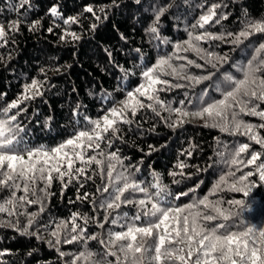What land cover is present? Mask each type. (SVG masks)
Segmentation results:
<instances>
[{"label":"trees","instance_id":"1","mask_svg":"<svg viewBox=\"0 0 264 264\" xmlns=\"http://www.w3.org/2000/svg\"><path fill=\"white\" fill-rule=\"evenodd\" d=\"M118 2H121L120 8L105 7V12H101L100 8L110 4L111 0H31V6H25L24 9H17L16 0H0V23L4 24L5 31L8 32L7 36L0 39V109L21 98L25 94V86L30 85L33 80L40 81L43 85L41 89L43 95L24 100L20 104V108L26 111L20 112L16 122L24 128V132L20 135L24 137L28 147L50 149L69 138L74 130L91 127L84 117L94 120L104 115L113 105L118 106L127 91L134 90L143 82L139 71L154 65L162 56H172V63L178 68L183 65L182 74L199 76L212 70L210 65L206 64L207 54L214 53L229 57V64L221 68L222 72L230 64L246 65L255 54L259 43L264 42V39L258 36L250 38L252 43L245 41L240 46L229 43L228 39L193 40V44L203 49L201 53L198 54L191 49L179 52L175 50L177 43L183 44L184 41L189 40V33L195 36L204 32L217 35L238 32L241 28L242 10L246 8L254 18L264 17V0H141L143 4L141 10H138V6H135L132 0H118ZM213 3L221 5L217 9L218 17L220 14H227L228 19L221 20L219 24L213 22L205 25L204 28L193 27ZM164 4L172 6L161 17L160 39H155L145 29L151 23L153 7ZM53 5L59 6L62 18L50 14L49 9ZM89 5L93 7L96 15L100 16L99 21L92 13L85 11V7ZM68 17H76L78 23H63V19ZM13 20L20 21L19 31H9L8 25ZM34 21H39V25L32 28ZM92 24L97 25L95 30L91 29ZM49 28H52L51 32L48 31ZM66 31L75 32L79 39L73 40L70 35H65ZM120 33L127 37V41L120 38ZM165 40L168 42L165 43ZM135 48L141 49L142 59H137L140 54L134 51ZM105 49L112 53L111 62ZM175 57H186V59ZM188 61L194 63L189 64ZM197 64H203L205 68L196 67ZM116 65H139V68L135 70L136 75L122 82V90L113 91L117 84L121 83L119 79L121 74ZM57 68L59 71H56ZM230 71L236 78H241V73L235 67ZM161 79L168 80L172 84L189 83L169 75L161 76ZM213 80H216V77H213ZM211 83L205 81L195 87L158 85L164 90L159 91L157 95L165 106L178 108L183 101V107L191 112L199 107L196 96ZM217 83L220 84V91L208 88L205 101H208L209 97L218 100L222 98V91L229 90L230 85L227 82L221 80ZM105 90L110 94L107 100L102 99ZM77 102L83 105L81 108L83 115L77 118L78 125L71 118V110ZM144 102L154 103L148 100ZM154 107L156 111L145 107L134 117L129 113L128 118L131 123L118 125L120 138L108 133L105 141L100 143V148L86 150V156L97 155L98 159H102L103 157L98 155L100 151L105 155L118 151L132 179L142 187L148 188L153 195L156 191L152 187L155 183L153 173H158L163 185H167L170 192H188L187 196L172 200L173 206L183 207L205 196L212 201H220L224 208L232 207L228 204L230 200H243L245 207L242 210L234 209L239 215L226 223L235 225L232 230H241L246 226L257 228L264 226V184L258 180V186L247 197L229 190L227 185L222 186L215 195H210L211 189L221 176L229 171L235 172V177H229L231 183L242 173L250 170L243 168L242 171H237L236 166L229 163L230 154L235 148L241 143H250L252 150L262 151L261 159H264V150L246 136L230 135L219 128L205 127L204 120L198 118L189 117L181 127L171 128L165 120L170 123L176 119L175 114L165 111L159 104H154ZM261 108H264V104ZM18 111L19 109H12L8 115L16 114ZM240 118L252 124L264 122L255 116L241 114ZM259 131L261 136H264V129ZM109 138H111V147L107 144ZM150 145L156 150L153 151ZM189 152H191L190 156ZM241 158L246 160L247 155H242ZM181 162L187 165L182 170L177 166ZM137 167L139 171H136ZM76 168H84L86 175L91 179L80 176L79 179H72L71 183H68L69 178L65 176L63 183H66L67 187L64 188L57 174L53 173L51 186L47 189L50 195L46 196L40 191L45 186L42 181H37L35 196L31 191L28 194L29 199H39L41 203L22 206L17 204L16 215L13 216H9L7 212H0V252L8 253L0 256V264H70L73 257L82 251L94 253L93 259L101 261L102 264H117L116 257L107 255L106 249L99 240L107 239L109 232L126 230L121 225L132 223L131 218L137 211L136 206L121 204L119 209L112 211L108 217L109 222L104 224L103 228L99 227L105 216L104 209L99 205L109 194H101L97 192V188L104 187L107 182L106 177L104 180L101 179L99 167L94 163L88 166L75 160L74 174ZM106 171L107 161H105ZM117 171L123 169L118 165ZM181 171L183 175H179ZM172 172L178 174L170 175L169 173ZM197 185L199 187H196ZM192 188H195V192L189 191ZM111 191L112 189L109 188V192ZM11 192V188L0 187V204L11 207L6 204ZM85 193L89 194L88 199H77L78 196L83 197ZM16 195L19 197L23 192L17 191ZM125 197L139 200L144 199L145 194L125 193ZM41 205L44 208L43 212L39 211ZM200 210L210 213V210L204 209L203 205L200 206ZM29 213H38L35 217L36 223L29 231L38 229V234L42 235L41 239L22 235L11 226L18 220L19 227L23 229ZM124 213H127V216H124ZM73 214H78L75 223L87 228L85 236L97 234L96 240H78L72 244L63 242L64 235L69 233L72 227L70 221ZM81 217L88 219L86 225ZM113 217L119 218L118 223L111 222ZM143 219L142 216L141 221L136 223L141 224ZM61 221H69V223L61 234V243L55 245L50 233ZM221 222L223 221L217 220L205 223L208 227H212ZM71 234L75 235V233ZM49 240L53 242L52 245L48 243ZM152 243V240L147 241V244ZM60 252L68 255L61 257ZM77 264H85V262L81 260L77 261Z\"/></svg>","mask_w":264,"mask_h":264},{"label":"snow or ice","instance_id":"2","mask_svg":"<svg viewBox=\"0 0 264 264\" xmlns=\"http://www.w3.org/2000/svg\"><path fill=\"white\" fill-rule=\"evenodd\" d=\"M138 10L143 9L141 0H132ZM25 6H31V0H16L17 9H24ZM121 2L118 0H111V3L101 7L100 11L105 12L107 8H120ZM127 6V5H124ZM171 4H164L162 6L153 7V15L151 23L145 29L149 34H152L155 39H160V21L161 17L165 15ZM221 5L217 3L211 4L207 11L202 14L193 27L204 28L205 25L216 23L219 24L221 20H227V14H220L218 17L217 9ZM85 11L92 13L97 21L100 16L96 15L92 6H86ZM53 17L62 18L58 5H53L49 9ZM107 19V13H105ZM63 23L72 24L78 23L76 17H68L63 19ZM241 28L238 32H228L226 34H213L204 32L200 35L193 36L189 33V40L184 41L183 44L177 43L175 50L177 52L183 50L197 52L198 54L203 49L198 48L193 44V40L201 41L206 39L225 40L240 46L245 41L252 43V37H260L264 39V17L254 18L247 9L242 10V18L240 19ZM19 20H13L9 23V31H19ZM39 25V21H34L32 28ZM96 24L91 25V29L95 30ZM49 32L52 28L48 29ZM8 35L5 31V26L0 23V39ZM65 35H70L73 40H78L79 36L75 32H65ZM120 38L127 41V37L120 33ZM230 38V39H229ZM167 43L168 41H164ZM187 45V47H184ZM134 51L140 54L137 59H142L143 54L140 48H135ZM107 56L110 59L112 53L105 49ZM176 59H186V57H175ZM202 59L204 57H201ZM172 56H162L156 63L150 67H145L139 71L143 82L139 83L134 90H129L125 94V98L119 102V105H113L108 108L104 115L97 119L91 120L84 117L91 127L86 129L74 130L72 135L60 143L58 146L46 149L43 147L31 148L28 147L24 141V137L20 134L24 132V128L16 122L20 112L26 111L21 109L20 104L24 100L33 99L35 96L43 95L41 91L43 85L40 81L33 80L30 85L25 86V94L12 101L7 107L0 109V187L11 188V197L6 201L10 208L0 204V212H7L9 216L16 215V206L20 204H34L41 203L39 199L33 200L28 198L31 191L32 195H36L37 181L44 182V187L40 191L44 195H50L47 191L51 186L53 173L57 174V178L66 188L67 184L63 183L65 176H67L68 183L72 179H79L80 176L86 175L84 168H76L73 173V164L75 160H79L85 165L90 166L96 164L99 167L101 179L106 177L104 187L97 188V192L108 193V197L100 202V207L104 209L105 216L103 222L99 223V227L103 228L104 224L108 223V217L112 211L121 207V204H135L136 213L131 218L132 223L122 224L124 231L109 232L107 239H100L99 243L106 249L107 255L116 257L117 264H264V226L257 228L255 226H246L241 230H232L235 225H229L226 222L233 219L234 216L239 215V212L234 209H243L245 202L243 200L233 199L228 201L231 208H224L220 201H212L205 196L203 199L186 206H173L172 200H177L182 196H187L188 192L172 193L168 190L167 185H163L158 173H153L155 183L152 185L156 189L155 194H151L146 187H142L140 183L132 179L128 169L124 166L123 160L118 155V151L108 153L105 155L103 151L98 153L103 157L98 159L97 155L86 156V150H97L100 148V143L105 141L108 133L112 136L119 137L120 129L118 127L121 123H131L128 118L129 113L134 117L136 113L145 107L156 111L154 104H159L165 111L170 114L174 113L175 120L168 123L171 128L181 127L187 122L188 118H198L204 120L205 127L219 128L222 132H227L230 135H242L258 145L261 150H264V136H261L260 129H264V122L260 124H252L244 121L241 114L244 116L259 117L264 121V42L259 43L255 49V54L246 65H229L221 72V68L225 64H229V57L227 55H216L214 53L207 54L206 64L210 65L212 70L207 71V74L193 76L182 74L184 66L179 68L172 63ZM193 64L194 61H188ZM120 75V82L113 89L122 90V82L137 74L135 71L139 65H116ZM196 67L205 68L203 64H197ZM235 67L241 73V78H236L231 68ZM43 71V70H42ZM59 71V68L56 69ZM219 73V75H217ZM169 75L177 79L186 80L189 83L172 84L168 80L161 79V76ZM216 77V80H213ZM227 82L230 87L229 90L222 91V98L212 100L209 97L208 101L204 97L208 96V88H213L214 91H220V84L217 81ZM205 81L212 83L207 85L196 96L199 107L194 111H188L183 107L171 108L165 106L157 95L161 89L158 85H165L168 87H195L203 84ZM110 94L105 90L102 99L107 100ZM145 100L153 101L154 103L145 104ZM258 102V103H257ZM191 103V100H189ZM82 104L77 102L71 110V118L74 123L79 124L78 117H81ZM12 109H19L16 114L8 115ZM159 115V113H157ZM163 119V118H162ZM51 120V117H49ZM16 122V123H14ZM107 144L111 147V138L107 140ZM152 148V146H149ZM153 151L156 149L152 148ZM151 154V153H148ZM191 155V152L188 153ZM223 155V153H218ZM231 159L229 163L236 166L237 171H242L243 168H249L246 173H242L238 178L229 183V177H235V172L229 171L226 175L221 176L219 181L214 185L210 191V195H215L217 191L222 189V186L227 185L228 189L234 192L242 193L245 197L249 196L251 191L258 186L257 180L264 184V159L262 151L252 150V144L241 143L230 154ZM242 155H247V159H242ZM26 157V158H25ZM105 161H107V171L105 172ZM120 166L123 171H117V166ZM181 170L187 167L183 162L177 165ZM135 167V166H132ZM254 169V170H253ZM206 170V169H205ZM139 171V168H136ZM115 173V175H114ZM170 175H177L172 172ZM183 171L179 175H183ZM256 177L257 179H252ZM179 183V181H173ZM83 185H81L82 187ZM196 187H199L197 185ZM109 188L112 189L109 192ZM17 191L23 192V195L17 197ZM195 192V188L189 189ZM142 192L145 194L144 199L134 200L125 197V193ZM89 194L85 193L83 197L78 196L77 199H88ZM170 198V199H169ZM95 203V201H93ZM203 205L204 209L210 210V213H205L200 210ZM44 208L41 205L40 212ZM27 223L23 229L19 227V221L11 225L16 231L22 235L35 236L41 239L42 235L36 231H29L33 224L36 223L35 217L38 213H29ZM127 216V213L123 214ZM78 214H73L71 219L72 227L69 233L64 235L63 242L65 244H72L78 240H96L97 234L85 236L87 232L86 227H81L76 224ZM141 224L136 221H141ZM84 224L88 223L86 217H81ZM223 221L208 227L205 222ZM119 218L113 217L112 223H118ZM69 221H61L56 226L50 235L55 240V245L61 243V234L67 228ZM79 229V231H78ZM223 230V231H220ZM71 233H75L72 235ZM148 240H152V244H147ZM50 245L53 244L51 240L48 241ZM53 245V246H55ZM57 251L59 249L57 248ZM151 253V255H150ZM6 252H0V256L6 255ZM68 255L65 252H60V256ZM95 256L92 252H80L74 256L70 264H77V261L83 260L85 264H102L101 261L94 260Z\"/></svg>","mask_w":264,"mask_h":264},{"label":"rangeland","instance_id":"3","mask_svg":"<svg viewBox=\"0 0 264 264\" xmlns=\"http://www.w3.org/2000/svg\"><path fill=\"white\" fill-rule=\"evenodd\" d=\"M26 158V157H25Z\"/></svg>","mask_w":264,"mask_h":264}]
</instances>
